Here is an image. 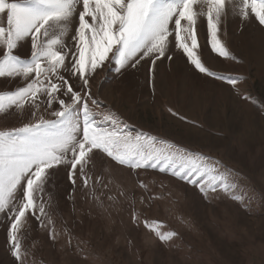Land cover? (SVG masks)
<instances>
[{
	"label": "rangeland",
	"instance_id": "obj_1",
	"mask_svg": "<svg viewBox=\"0 0 264 264\" xmlns=\"http://www.w3.org/2000/svg\"><path fill=\"white\" fill-rule=\"evenodd\" d=\"M196 33L205 66L219 75L242 77L236 88L193 70L173 44L168 53L173 59L157 60L151 73L152 61L145 58L136 68L118 72L114 62H106L90 74L91 94L101 102L99 109L93 107L118 114L129 131L171 141L233 169L243 203L223 192L206 199L198 187L169 173L132 170L97 152L94 167L89 166L91 189L80 179L73 185L66 167L52 172L47 211L56 236L51 238L49 228L29 216L21 239L25 264H264V27L254 17L222 20L218 36L234 58L211 51L206 18L198 19ZM15 51L26 58L30 43ZM177 62L187 75L175 69ZM169 64L171 72L164 74ZM72 82L80 90V82ZM18 85L19 78H0V91ZM58 107H42L36 118L51 119ZM29 120L34 122L30 112L11 109L0 113V130ZM145 219L161 221L163 231L177 235L162 242L144 226ZM8 227L7 215L0 213V264H19L10 250Z\"/></svg>",
	"mask_w": 264,
	"mask_h": 264
},
{
	"label": "snow or ice",
	"instance_id": "obj_2",
	"mask_svg": "<svg viewBox=\"0 0 264 264\" xmlns=\"http://www.w3.org/2000/svg\"><path fill=\"white\" fill-rule=\"evenodd\" d=\"M229 15L243 20L254 17L264 26V0H0V78L22 81L14 90L0 91V113L15 109L34 118L0 130V213L7 215V238L19 264H25L21 239L29 216L49 228L55 239L47 211L52 172L66 167L73 185L80 179L91 189L89 166L97 152L132 170L169 173L198 187L206 199L223 192L243 203L233 169L171 141L129 131L118 114L94 110L101 102L89 88V75L106 62H114L119 72L136 68L147 58L152 61L151 73L157 60L173 59L168 54L173 44L199 72L236 88L242 77L219 75L205 66L196 33L198 19L206 18L211 51L234 58L218 36L222 20ZM29 43L30 55L22 58L15 50ZM73 80L80 82V90ZM56 104L53 118H36L42 107L47 111ZM96 182H101L99 176ZM132 219L139 221L135 211ZM143 223L162 242L177 235L163 231L161 221Z\"/></svg>",
	"mask_w": 264,
	"mask_h": 264
},
{
	"label": "crops",
	"instance_id": "obj_3",
	"mask_svg": "<svg viewBox=\"0 0 264 264\" xmlns=\"http://www.w3.org/2000/svg\"><path fill=\"white\" fill-rule=\"evenodd\" d=\"M169 61V60H168ZM187 64V63H186ZM181 67H183L182 66V63H176L175 64V69L177 68L178 69V71H179V73H180V71H183V73H185L186 72V75L188 74L187 72H188V70L187 69H182ZM184 68V67H183ZM164 70L162 71V72H164V74H165V72L167 71V73H170L171 72V65L169 64L168 65V67L166 68L167 70H165V68H163ZM198 75V74H197ZM201 76V75H200Z\"/></svg>",
	"mask_w": 264,
	"mask_h": 264
},
{
	"label": "bare ground",
	"instance_id": "obj_4",
	"mask_svg": "<svg viewBox=\"0 0 264 264\" xmlns=\"http://www.w3.org/2000/svg\"><path fill=\"white\" fill-rule=\"evenodd\" d=\"M262 41V40H261Z\"/></svg>",
	"mask_w": 264,
	"mask_h": 264
}]
</instances>
